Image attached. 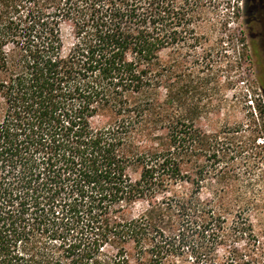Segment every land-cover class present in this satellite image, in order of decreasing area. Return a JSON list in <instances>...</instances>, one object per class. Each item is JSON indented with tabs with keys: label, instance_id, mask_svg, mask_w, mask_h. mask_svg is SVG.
Returning <instances> with one entry per match:
<instances>
[{
	"label": "trees",
	"instance_id": "16d2710c",
	"mask_svg": "<svg viewBox=\"0 0 264 264\" xmlns=\"http://www.w3.org/2000/svg\"><path fill=\"white\" fill-rule=\"evenodd\" d=\"M216 1L0 0V264H175L181 246L213 264L252 238L202 198L198 106L167 84L170 48L211 64ZM232 248L227 264H264Z\"/></svg>",
	"mask_w": 264,
	"mask_h": 264
},
{
	"label": "rangeland",
	"instance_id": "374dc122",
	"mask_svg": "<svg viewBox=\"0 0 264 264\" xmlns=\"http://www.w3.org/2000/svg\"><path fill=\"white\" fill-rule=\"evenodd\" d=\"M216 2L201 23L202 44L197 46L199 51L211 47V64L194 69L185 48L178 54L170 48L164 54L167 84L171 96L180 91L186 111L198 106L202 198L216 193L234 211H242L252 229V238L234 235L221 241L210 253L213 264H227L232 247L244 258L264 261V67L246 24L247 0ZM180 249L165 259L196 264L190 248Z\"/></svg>",
	"mask_w": 264,
	"mask_h": 264
},
{
	"label": "flooded vegetation",
	"instance_id": "af4514ba",
	"mask_svg": "<svg viewBox=\"0 0 264 264\" xmlns=\"http://www.w3.org/2000/svg\"><path fill=\"white\" fill-rule=\"evenodd\" d=\"M247 27L255 54L260 55L259 63L264 67V0H247ZM264 86V72H263Z\"/></svg>",
	"mask_w": 264,
	"mask_h": 264
}]
</instances>
